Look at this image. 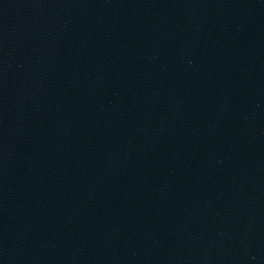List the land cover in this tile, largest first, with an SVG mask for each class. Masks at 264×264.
<instances>
[{
    "label": "water",
    "instance_id": "water-1",
    "mask_svg": "<svg viewBox=\"0 0 264 264\" xmlns=\"http://www.w3.org/2000/svg\"><path fill=\"white\" fill-rule=\"evenodd\" d=\"M0 264H264V0H0Z\"/></svg>",
    "mask_w": 264,
    "mask_h": 264
}]
</instances>
